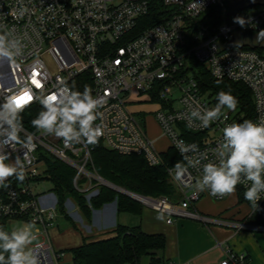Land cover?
I'll return each mask as SVG.
<instances>
[{
	"label": "built area",
	"instance_id": "1",
	"mask_svg": "<svg viewBox=\"0 0 264 264\" xmlns=\"http://www.w3.org/2000/svg\"><path fill=\"white\" fill-rule=\"evenodd\" d=\"M150 1L0 0V31L4 30L2 26L14 31L22 37L24 45L22 57L15 62L0 60V103L9 95L29 90L34 96L41 91L54 92L61 81L73 87L86 73L92 77L93 96L104 97L106 101L99 109L102 118L95 122L102 124L104 134L95 145L73 143L66 147L62 139L33 128L31 120L42 110L37 101L26 105L21 113L20 138L26 141L32 136L34 148L17 143L6 149L13 162L17 155L21 157L26 178L21 183L15 176L10 177L6 181L9 186L0 187V219L6 220L10 229L9 224L14 221L24 224L35 221L38 241L31 248L38 264H62L64 256L55 248L50 235L60 212L58 197L54 191L39 188L44 181H50L48 158L75 170L74 187L85 193L88 200L98 194L101 186L124 189L128 197L142 206L165 213L168 224H173L177 217L205 220L201 213L192 210L193 206L205 196L217 201L227 198L212 197L208 191L197 192L194 184L200 172L195 168L188 169L184 183L174 180L169 171L174 165L165 162L164 151L130 108L134 94L147 96L146 102L158 105L153 117L163 130L168 148L181 156L176 141L183 140L186 144H197L200 152H207L209 159H214L211 149L221 140L223 127L242 122L241 115L238 105L235 111L224 109L222 117L226 114V119L206 129L200 128L199 122L189 127L185 119L178 118L181 113L187 116V108H195L193 97L209 108L216 104L208 92L201 90L189 62L191 55L215 78L247 85L254 99L253 121L264 116V56L241 46L246 35L264 30V6L229 16L231 0H160L168 8L167 14L158 23L133 33L148 14ZM22 7L27 9L23 16L19 14ZM213 7L222 11L218 24L203 20V15ZM234 17H243L248 23L241 27L233 22ZM187 131L202 137L199 141L190 140L184 135ZM100 145L123 154L143 155L151 166L165 165L179 198L148 196L108 182L93 165L92 151ZM237 187L244 193L243 185ZM44 197L49 199L44 201ZM258 204L260 210L252 208L253 214L260 217L264 226V199ZM65 205L67 209V202ZM235 225L248 227L246 222ZM224 251L220 264H247L246 253L229 246ZM161 264L189 263L165 260Z\"/></svg>",
	"mask_w": 264,
	"mask_h": 264
},
{
	"label": "clouds",
	"instance_id": "2",
	"mask_svg": "<svg viewBox=\"0 0 264 264\" xmlns=\"http://www.w3.org/2000/svg\"><path fill=\"white\" fill-rule=\"evenodd\" d=\"M26 12L27 9L22 7L19 14L23 16ZM233 22L241 27L248 23L243 17H234ZM2 27L0 60L15 62L23 55L22 37ZM257 40H264V30L258 33ZM192 99L196 102L195 108H187V116L181 113L178 118L185 119L189 127L199 122L202 129L226 119V114L222 117V110L235 111L238 105V99L230 90L218 91L216 104L211 108L201 105L195 97ZM33 101H37L42 110L31 120L32 127L44 135L62 139L66 147L73 143L95 145L104 134L102 124L95 122L103 116L99 109L105 104V98L94 97L87 85L81 92L61 81V86L51 93L41 91L34 96L29 90L5 97L0 103V187L7 188L6 181L10 177L15 176L21 183L26 178L21 157L17 155L13 162L6 149L17 143L34 148L32 136L26 141L20 138L23 131L21 113ZM176 147L187 164L178 161L169 170L174 180L184 183L188 169L195 168L200 172V178L194 184L197 192L208 191L212 197L224 198L234 195L237 186L243 185L244 199L254 211L260 210L258 202L264 199V116L257 121L245 119L227 123L222 129L221 140L211 149L214 159H209L207 152H200L195 143L177 140ZM189 152L194 155L188 156ZM157 219L164 220L163 213ZM38 233L35 221L10 231L0 226V264H38L30 247L37 240Z\"/></svg>",
	"mask_w": 264,
	"mask_h": 264
},
{
	"label": "trees",
	"instance_id": "3",
	"mask_svg": "<svg viewBox=\"0 0 264 264\" xmlns=\"http://www.w3.org/2000/svg\"><path fill=\"white\" fill-rule=\"evenodd\" d=\"M257 7V6H255ZM249 7L246 9H252ZM168 8L160 0L150 1V10L146 17L140 20L133 33H139L149 25L158 23L165 16ZM221 8L213 7L206 13L203 20L212 21L215 24L221 21ZM264 56V45L252 47ZM189 62L194 76L199 82L203 92H208L216 101V94L220 90L231 91L238 99V107L241 120L255 118L254 99L251 89L241 82L217 79L208 68L194 58L189 57ZM92 86V77L89 73L81 75L73 84L74 90L83 92L84 86ZM184 135L190 140L199 141L202 136L192 131ZM164 160L169 165H175L178 161L184 163L175 150L168 148L163 152ZM93 165L96 170L107 180L128 190L148 196H166L170 199L179 198L178 191L169 181L165 165L151 166L143 155L123 154L108 149L102 145L92 151ZM48 178L52 182L53 191L58 197L60 213H66V202L72 198L77 204L83 217L90 221L94 209H100L107 203L116 202L119 212L131 211L141 213L143 206L132 198L117 192L107 186H101L98 194L89 200L85 193L74 187L73 179L75 170L67 164L48 158ZM240 199L244 197L242 189L237 187ZM0 226L8 230L6 220L0 219ZM166 248V236L162 233H147L140 225L128 226L118 224L113 230V235L101 239L89 240L84 238L81 245L71 248L74 264H142L148 259L150 264H161L165 261L163 256Z\"/></svg>",
	"mask_w": 264,
	"mask_h": 264
},
{
	"label": "crops",
	"instance_id": "4",
	"mask_svg": "<svg viewBox=\"0 0 264 264\" xmlns=\"http://www.w3.org/2000/svg\"><path fill=\"white\" fill-rule=\"evenodd\" d=\"M230 2L229 7L232 6ZM244 9L246 8L241 10ZM258 33L246 35L245 41L247 43L261 42L264 45V40H257ZM162 138L165 137L162 136L159 139ZM165 142L166 147L160 148L163 151L169 146L167 139ZM47 199L49 198H43L44 201ZM203 200L223 204H218L216 208L210 210L201 204ZM242 201L248 204L249 209V213L244 217L240 216L241 212L237 209ZM192 210H197L206 219L177 217L173 224H168L167 215L154 210L157 212L155 216L163 213L164 220L146 218L136 225H140L147 233H162L166 236V248L163 253L165 260L189 264H220L225 257L224 248L229 246L236 252L246 253L247 264H264V226L258 215L253 214L248 201L244 197L240 199L238 191L221 201L205 196L193 206ZM66 213L69 217L61 214L67 221L66 224H55L50 230L52 241L54 238L57 242V247L54 245L55 248L64 253L62 264H74L69 250L81 245L84 238L92 240L110 237L118 224H126V221L121 222L122 212L118 211L116 202L94 209L89 221L83 217L75 201L73 203L68 198ZM242 222H246L248 227L239 228L235 225ZM66 240L67 243H65ZM142 264H150V262L144 259Z\"/></svg>",
	"mask_w": 264,
	"mask_h": 264
},
{
	"label": "rangeland",
	"instance_id": "5",
	"mask_svg": "<svg viewBox=\"0 0 264 264\" xmlns=\"http://www.w3.org/2000/svg\"><path fill=\"white\" fill-rule=\"evenodd\" d=\"M145 100H148L147 96L138 97L137 94H134L132 97L133 102L130 103V108L132 111H134L136 113V115L139 118V120L141 121V123L144 126L146 124V130L148 131L149 136L153 139L158 138V139H156L157 140V142H156L157 146L161 149H164L166 147V145H165L166 137L159 139L162 136L164 137L163 130L155 122V120L153 118V113L155 110H157L158 105L155 102H146ZM39 188H41L45 192H49V193L53 192L52 182L48 181V180L41 183ZM70 199L74 203V200L72 198H70ZM201 204L205 208L211 210V209L216 208L218 204H223V203L215 202V201L206 202L203 200V202ZM237 209L240 210V212H241L240 216H242V217H244L245 215H247L249 213L248 204L245 201H242ZM155 215H157V212L154 211V209L147 207V206H143L141 213L124 211L121 213L120 217H121V222L126 221L125 225L134 226V225H136V223H140V221H142L143 219H146V218H153V219L158 220L157 216H155ZM66 222L67 221L64 219V217L59 212L58 217L56 219V225H58L60 223H62V225H63L64 223L66 224ZM9 225L11 226V230H15V229L21 227L22 225H24V223L21 221H14V222H11ZM37 241L38 240H36L33 243V245ZM53 241H54V245L57 247V242H55L54 238H53ZM67 242L68 241L66 240L65 243H67ZM33 245H31L30 247H32ZM67 254H68V256H70L69 251H67Z\"/></svg>",
	"mask_w": 264,
	"mask_h": 264
},
{
	"label": "water",
	"instance_id": "6",
	"mask_svg": "<svg viewBox=\"0 0 264 264\" xmlns=\"http://www.w3.org/2000/svg\"><path fill=\"white\" fill-rule=\"evenodd\" d=\"M230 4L232 6L229 7V9H230L229 16H235L242 8L264 6V0H231ZM234 45H237V44L234 43ZM244 45H250L254 48L259 47V46H263L261 42L254 43L253 41H251L250 43L244 42L241 46H244ZM108 182H110V181H108ZM116 186L121 188V186H118V185H116ZM116 190L119 193L128 195V193L124 189H118L117 188ZM259 219H260V217H259ZM8 230L10 231L11 229L8 228Z\"/></svg>",
	"mask_w": 264,
	"mask_h": 264
}]
</instances>
